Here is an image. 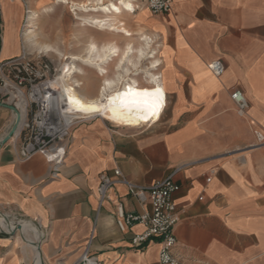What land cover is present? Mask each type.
I'll return each instance as SVG.
<instances>
[{"label": "crops", "instance_id": "0c3cea01", "mask_svg": "<svg viewBox=\"0 0 264 264\" xmlns=\"http://www.w3.org/2000/svg\"><path fill=\"white\" fill-rule=\"evenodd\" d=\"M131 1L126 22L137 32L118 33V44L142 38L154 49L158 66L146 70L147 61L130 76L141 87L162 86L164 107L138 127L97 117L76 124L58 180L48 178L40 155L20 159L16 138L1 145L0 264H75L86 252L100 264H158V239L133 248L144 227L121 233L115 223L117 203L134 215L148 203L117 184L98 207L99 176L115 169L140 186L179 169L172 253L180 264H264V147L253 134L254 126L264 130V0H172L168 15ZM23 26V0H0V65L25 50ZM216 60L224 66L219 78L207 69ZM235 90L248 102L244 117L230 100ZM13 121L0 107V139Z\"/></svg>", "mask_w": 264, "mask_h": 264}, {"label": "built area", "instance_id": "2783aa9c", "mask_svg": "<svg viewBox=\"0 0 264 264\" xmlns=\"http://www.w3.org/2000/svg\"><path fill=\"white\" fill-rule=\"evenodd\" d=\"M143 3L153 15H168L172 10V0H144ZM207 69L214 77L219 78L224 66L220 60H216L207 64ZM57 77L56 70L52 69L46 60L40 57L31 58L24 48L19 57L0 65V102L16 108L18 97L14 96L9 102L12 92L19 93V98L22 97L25 102L22 127L18 134L14 135L19 142L18 157L27 160L34 155H40L47 164L50 180H58L61 177L72 128L82 121L98 117L84 118L71 113L61 100L56 86ZM230 100L238 116L244 117L248 109L244 94L235 90L231 92ZM253 134L257 145L264 147V130L254 126ZM178 171L179 169L175 170L165 179L149 186H140L128 182L121 171L115 169L111 176L100 174L96 189L98 207L104 200H109V191L117 184L126 186L129 195L139 204H149V211L134 215L125 213L122 205L117 203L115 223L121 233L134 224L144 227L142 234L132 237L130 243L133 248L141 249L149 240L158 239V264H180L172 253L176 244L174 228L178 222L172 197L179 190L173 177ZM209 181L210 178H206V182ZM75 264L100 262L86 252Z\"/></svg>", "mask_w": 264, "mask_h": 264}, {"label": "bare ground", "instance_id": "6f19581e", "mask_svg": "<svg viewBox=\"0 0 264 264\" xmlns=\"http://www.w3.org/2000/svg\"><path fill=\"white\" fill-rule=\"evenodd\" d=\"M55 2L70 5L75 19L80 20L82 26L112 34L120 33V35L127 36L128 39H132L131 32L125 29L124 24L120 21L125 13H133L134 5L131 0H116L115 2H112V0H84V3H76L71 0H55ZM78 12H82L86 16L81 18ZM29 20L33 21L34 17H30ZM27 32L26 41L32 46H36L39 53L53 52L55 54L57 52L61 56L51 46L36 45V31L30 30ZM154 55V49L142 38L141 41L136 43L127 41L121 47L110 42L98 44L93 38H90L85 54L79 60L74 58L83 67L77 65L76 62H72L63 66L57 73L56 86L61 100L65 102L74 115L84 118L98 116L115 126H142L157 118L162 111L161 108L165 103V93L162 86L156 84V81L153 84L150 79H146L149 84L152 83V86L141 87L137 82L138 80L131 77L130 74L132 70L138 69L141 62L145 60L148 63L146 64L147 68L144 67V69L154 70L158 66L157 61L153 58ZM84 67L95 69L98 75L101 76L96 91L90 90L86 93L78 91L82 83L75 76L85 77ZM124 76L129 79L121 84ZM71 88H74V90ZM145 93L147 95H144ZM14 96L18 97L15 106L21 115L17 135L25 116V102L22 97L19 98L20 94L15 92L11 93L9 102ZM121 99L125 101L124 104L120 103ZM33 247L35 252L34 262L37 263L40 254L37 245L35 244Z\"/></svg>", "mask_w": 264, "mask_h": 264}, {"label": "rangeland", "instance_id": "374dc122", "mask_svg": "<svg viewBox=\"0 0 264 264\" xmlns=\"http://www.w3.org/2000/svg\"><path fill=\"white\" fill-rule=\"evenodd\" d=\"M76 3H84V0H73ZM116 0H112L115 2ZM135 4L138 5L140 11L145 8L144 0H134ZM55 3V4H54ZM46 4V5H42ZM135 5V6H136ZM24 6V26L22 28L24 47L27 54L30 55L31 58L40 57L43 60H46L52 69L57 71L62 69L63 66L76 62L74 58H78V60L85 54V49L87 47L88 41L90 38H93L94 41H98L99 39L102 41L103 39H112L106 40L101 43H115L118 44V34H112L106 31H100L94 28H89L82 26L80 24V20H76L73 15V11L70 8V5H64L61 3H56L55 0H23ZM92 7V6H91ZM50 10L47 11V9ZM28 11V13H25ZM32 11V13H31ZM57 15V21H52L51 14ZM81 18L86 15L82 12H78ZM36 15V16H35ZM130 15L125 13L120 21L124 24L125 29L131 30L133 33L137 31L132 30L131 27L126 22V16ZM30 17H34V20H29ZM27 18V20H26ZM29 20V21H28ZM56 20V18H55ZM28 24L30 26H28ZM34 30L36 31L35 43L36 45H48L53 47V49L58 51L61 56L54 54L53 52L48 53H39L36 49V46H32L29 42L26 41L27 31ZM25 35V36H24ZM121 40H119L120 42ZM120 46V45H119ZM146 61H142L141 65H145ZM77 65L83 67L79 62H76ZM85 68V67H84ZM92 69V68H91ZM87 67L85 68L86 76H75V78L82 83L80 86V92H87L90 90H97L99 85L96 84L97 71L93 73ZM61 71V70H60ZM100 80V79H99ZM90 85H92L90 87ZM95 86L97 88L95 89ZM93 87V88H92ZM74 90V88H71ZM82 89V90H81ZM13 118V117H12ZM99 118V117H97Z\"/></svg>", "mask_w": 264, "mask_h": 264}, {"label": "water", "instance_id": "95a60500", "mask_svg": "<svg viewBox=\"0 0 264 264\" xmlns=\"http://www.w3.org/2000/svg\"><path fill=\"white\" fill-rule=\"evenodd\" d=\"M0 107L10 110L15 116L14 121L11 124L8 132L5 134V136L2 139H0V146H1V145L5 144L6 142H8L10 139H12L14 137V135H16L17 129H18L20 121H21V115L18 112V110L12 105L4 104V103L0 102ZM17 230H20L19 225L17 226Z\"/></svg>", "mask_w": 264, "mask_h": 264}, {"label": "snow or ice", "instance_id": "6c2138e0", "mask_svg": "<svg viewBox=\"0 0 264 264\" xmlns=\"http://www.w3.org/2000/svg\"><path fill=\"white\" fill-rule=\"evenodd\" d=\"M144 95H147V93H145ZM120 103H121V104H124L125 101H124L123 99H121V100H120ZM153 106H154V105H153Z\"/></svg>", "mask_w": 264, "mask_h": 264}]
</instances>
